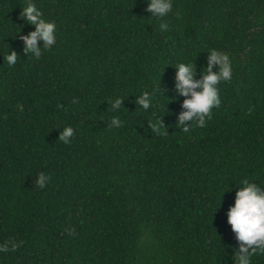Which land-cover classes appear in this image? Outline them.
Returning <instances> with one entry per match:
<instances>
[{
    "label": "trees",
    "instance_id": "1",
    "mask_svg": "<svg viewBox=\"0 0 264 264\" xmlns=\"http://www.w3.org/2000/svg\"><path fill=\"white\" fill-rule=\"evenodd\" d=\"M33 2L56 24L39 58L20 39L34 28L26 0H0V264H234L236 184H264V0H172L164 17L145 0ZM211 48L228 53L232 79L185 132L175 65L200 79ZM145 91L149 109L135 103Z\"/></svg>",
    "mask_w": 264,
    "mask_h": 264
},
{
    "label": "clouds",
    "instance_id": "2",
    "mask_svg": "<svg viewBox=\"0 0 264 264\" xmlns=\"http://www.w3.org/2000/svg\"><path fill=\"white\" fill-rule=\"evenodd\" d=\"M146 11L150 16L164 17L173 7L172 0H145ZM20 17L27 24L34 26L27 34H21L23 51L28 55L31 53L39 58L43 48H49L56 42V24L54 21L45 20L43 14L33 0H26L25 6L19 13ZM179 16L180 12L177 11ZM166 23L160 24L161 30H167ZM40 44H37V41ZM17 53L13 50L4 57L9 65H14L17 60ZM213 66L217 70L212 71ZM175 87L177 91L185 96L182 101L184 111L180 112L177 122L182 130L187 132L190 123L195 121L196 125L204 127L206 119H210L212 109L221 104L220 81L232 79V62L228 53L211 48L207 52V64L200 70V79H194L195 65L192 62H178L175 65ZM122 99L116 97L112 100V108L121 107ZM75 102V99L74 101ZM135 103L143 109H149L152 105V94L145 91L136 97ZM23 110V105H18ZM189 121V124H185ZM118 116L111 118V126L118 127L121 124ZM164 126L161 117L150 127L159 132ZM74 134L72 126H65L59 131L58 138L64 143H69ZM50 176L44 172L38 173L35 177V184L44 188L50 181ZM254 180L241 179L236 185L234 201L227 210V222L230 224L239 242L234 255V264H252L251 257L254 253H264V184L255 183ZM221 201V198H220ZM220 204V202H219ZM17 247L12 242L11 248ZM9 242L0 243V251H8Z\"/></svg>",
    "mask_w": 264,
    "mask_h": 264
}]
</instances>
